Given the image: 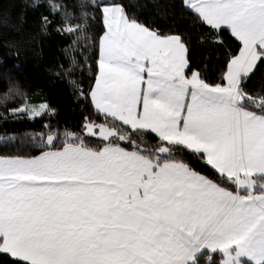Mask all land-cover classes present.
Wrapping results in <instances>:
<instances>
[{
	"label": "snow or ice",
	"instance_id": "6c2138e0",
	"mask_svg": "<svg viewBox=\"0 0 264 264\" xmlns=\"http://www.w3.org/2000/svg\"><path fill=\"white\" fill-rule=\"evenodd\" d=\"M32 7L83 47L56 74L89 82L69 80L71 125L11 80L0 97L21 99L0 118V264H264V0H179L186 28L130 0ZM24 118L44 122L3 127Z\"/></svg>",
	"mask_w": 264,
	"mask_h": 264
},
{
	"label": "trees",
	"instance_id": "16d2710c",
	"mask_svg": "<svg viewBox=\"0 0 264 264\" xmlns=\"http://www.w3.org/2000/svg\"><path fill=\"white\" fill-rule=\"evenodd\" d=\"M33 2L34 0H0V97L7 92L11 80L18 83L29 96L35 97V103L39 104L46 99L58 110L57 119L71 125L82 118V105L78 103L69 80H83L85 86L89 81L87 76H81L78 69L71 76H58L56 73L60 71L61 65L65 68L69 66L71 56L75 55L80 59L83 47L78 45L79 52L66 51L72 45L73 37L54 32L42 35L41 13L47 12V9L32 7ZM77 2L78 0H73V3ZM130 2L133 5L131 10L142 20L164 28L188 26L187 20L181 18L182 14L178 10L179 0ZM216 55L214 50L194 45V60H214ZM255 86H259V79ZM20 105V98H13L6 105L0 104V118L8 115L6 109ZM43 122H31L24 118L10 120L3 127L9 133H24L39 130Z\"/></svg>",
	"mask_w": 264,
	"mask_h": 264
}]
</instances>
